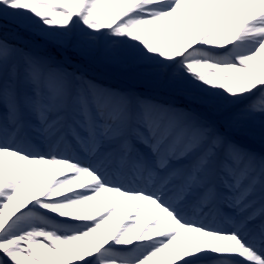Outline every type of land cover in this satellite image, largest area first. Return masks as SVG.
Segmentation results:
<instances>
[{
	"label": "snow or ice",
	"instance_id": "6c2138e0",
	"mask_svg": "<svg viewBox=\"0 0 264 264\" xmlns=\"http://www.w3.org/2000/svg\"><path fill=\"white\" fill-rule=\"evenodd\" d=\"M0 264H264V0H0Z\"/></svg>",
	"mask_w": 264,
	"mask_h": 264
},
{
	"label": "rangeland",
	"instance_id": "374dc122",
	"mask_svg": "<svg viewBox=\"0 0 264 264\" xmlns=\"http://www.w3.org/2000/svg\"><path fill=\"white\" fill-rule=\"evenodd\" d=\"M255 147L257 148V150H259L260 146H259V144H256Z\"/></svg>",
	"mask_w": 264,
	"mask_h": 264
}]
</instances>
